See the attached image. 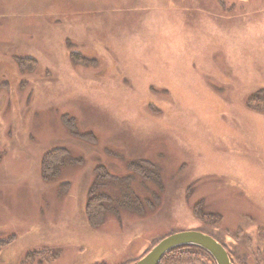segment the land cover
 <instances>
[{
	"label": "rangeland",
	"instance_id": "1",
	"mask_svg": "<svg viewBox=\"0 0 264 264\" xmlns=\"http://www.w3.org/2000/svg\"><path fill=\"white\" fill-rule=\"evenodd\" d=\"M260 92L264 0H0V264H133L186 230L254 264ZM55 148L70 161L44 178ZM98 184L111 202L92 225Z\"/></svg>",
	"mask_w": 264,
	"mask_h": 264
},
{
	"label": "trees",
	"instance_id": "2",
	"mask_svg": "<svg viewBox=\"0 0 264 264\" xmlns=\"http://www.w3.org/2000/svg\"><path fill=\"white\" fill-rule=\"evenodd\" d=\"M252 100L256 101L255 108L257 110H261L264 107V94H261V92L259 94L254 95V97H252ZM67 125L69 129L73 132L72 123L70 124L69 122H67ZM68 160L70 161V157L67 149L55 148L54 150L47 152L41 160L42 176L44 178H51L53 175L56 174L58 167L65 166L66 161ZM141 161L142 160L138 161L139 163H132V171L138 173L140 177L144 179L156 180L158 177L157 170L148 169V165H146V163H142ZM103 170L104 168L102 166L96 168V182L102 181L103 178H115L114 176H106ZM103 187L104 186L102 184H98L94 186L89 192V198L86 203L85 213L89 223L92 225H97L101 223L105 206L107 207L111 202V199H109L108 195L102 194L104 192L100 193V190ZM124 206L130 207V203ZM202 214L203 213L200 211L199 207L196 206L195 215L197 217H200L203 216ZM9 241L10 238L6 240H0V250L3 246L9 244ZM224 249L227 251L228 256L233 264H249L247 260L235 258L225 246ZM36 255L42 256L45 260H50L52 258V256L47 251H32L24 257L20 264H34L33 260ZM255 255L256 262L254 264H264V249L263 251L256 252ZM203 260L214 262L212 257L202 248L197 246H183L175 248L166 253L158 264H203Z\"/></svg>",
	"mask_w": 264,
	"mask_h": 264
},
{
	"label": "water",
	"instance_id": "3",
	"mask_svg": "<svg viewBox=\"0 0 264 264\" xmlns=\"http://www.w3.org/2000/svg\"><path fill=\"white\" fill-rule=\"evenodd\" d=\"M183 246H197L205 250L215 264H233L224 247L211 236L197 230L171 233L156 242L134 264H158L169 251Z\"/></svg>",
	"mask_w": 264,
	"mask_h": 264
}]
</instances>
